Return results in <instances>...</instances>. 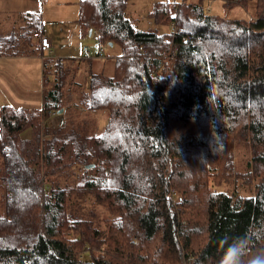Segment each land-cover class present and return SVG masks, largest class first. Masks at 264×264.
I'll use <instances>...</instances> for the list:
<instances>
[{"label": "trees", "instance_id": "obj_1", "mask_svg": "<svg viewBox=\"0 0 264 264\" xmlns=\"http://www.w3.org/2000/svg\"><path fill=\"white\" fill-rule=\"evenodd\" d=\"M211 1H154L148 16L166 33L137 28L129 0L79 1L81 32L121 48L84 95L108 122L100 135L61 124L40 139L44 112L63 110L62 57L42 62L40 107H0V264H227L238 242L244 264L264 253V0H218L247 17L206 13ZM17 19L23 35L0 49L41 51L39 11ZM237 145L250 151L247 194L216 188ZM84 194L107 213L84 211Z\"/></svg>", "mask_w": 264, "mask_h": 264}, {"label": "rangeland", "instance_id": "obj_2", "mask_svg": "<svg viewBox=\"0 0 264 264\" xmlns=\"http://www.w3.org/2000/svg\"><path fill=\"white\" fill-rule=\"evenodd\" d=\"M80 0H0L6 2V7H19L17 11H39L41 15L42 32L50 40L51 48L55 56L71 57L66 59L65 64H62L60 75L61 81V103L63 110L59 109L56 114L48 115L44 112L40 123V139H46L49 135L46 129H51L61 126L65 129H75L82 131L87 135H100L106 123L108 122L109 113L104 109H88L83 102L84 95L89 91L88 83L91 73L102 71L104 76L112 75L115 71V58L120 53L121 48L118 44H102L101 48L104 51L102 57L84 58L85 49L91 55H94L99 49L95 32L92 34L82 33L77 22L78 8ZM157 0H129L126 7V15L130 17L134 25L139 29L156 30L159 33H166L172 30L171 24H157L148 16V11L151 4ZM159 1H181V0H159ZM191 1V0H186ZM194 1V0H193ZM206 4V3H204ZM211 8V10L209 9ZM206 13H217L226 17H247L248 13L242 7H236L231 10L223 9L218 0L209 2L205 6ZM26 24L23 20H19L16 16L3 14L0 12V35H10L9 31L14 32L18 29V34L25 31ZM34 40V39H33ZM41 54L39 51L37 52ZM45 54V53H44ZM42 55V54H41ZM50 57H43L44 59ZM90 59V60H86ZM42 66V65H41ZM101 75V74H100ZM24 79V76H23ZM42 67H41V87L39 80V91L43 85ZM62 111V113H60ZM28 132H23L22 135L27 137ZM49 138V137H48ZM1 157V156H0ZM234 175L216 188L218 190H236L240 194L249 192L250 184L244 182L243 174L247 170V162L250 159V151L244 145H237L232 151ZM77 172H81L80 166L76 167ZM66 173V172H65ZM61 183L65 182L62 179H67L66 182L71 183V176L68 178L60 177ZM3 189V188H2ZM0 190V216L4 215V190ZM86 201H80L84 211L93 209L98 216H103L107 213L105 207L96 204L91 195H83Z\"/></svg>", "mask_w": 264, "mask_h": 264}, {"label": "crops", "instance_id": "obj_3", "mask_svg": "<svg viewBox=\"0 0 264 264\" xmlns=\"http://www.w3.org/2000/svg\"><path fill=\"white\" fill-rule=\"evenodd\" d=\"M64 3L65 0H62ZM79 3V2H78ZM3 7H0V12L3 14H9L11 16H20L21 13L25 11H17L19 7L11 6L6 7V2L2 3ZM211 10V8L209 7ZM28 11V10H27ZM9 34L11 31L9 29L6 33ZM42 36H46L42 32ZM6 34L0 35L2 37L0 42H5L6 39H3ZM39 34L33 33L30 39H38ZM47 37V36H46ZM5 48V46L3 47ZM20 50V49H18ZM50 53L41 55V54H19L6 52L9 50L0 49V107L2 105H13V106H26V107H40L41 106V97H42V88L41 92L39 91V80L41 87V65L43 57H60L55 56L53 49L50 47ZM86 51V49H85ZM62 58H71V57H62ZM24 76V79H23ZM25 132H28L27 137H30L31 130L26 129ZM1 165V162H0ZM2 189V183L0 180V190ZM3 190V189H2ZM0 195L2 193L0 192Z\"/></svg>", "mask_w": 264, "mask_h": 264}, {"label": "clouds", "instance_id": "obj_4", "mask_svg": "<svg viewBox=\"0 0 264 264\" xmlns=\"http://www.w3.org/2000/svg\"><path fill=\"white\" fill-rule=\"evenodd\" d=\"M229 259L227 264H244L243 257L246 255V248L241 246V243L233 244L227 253ZM247 264H264V253L257 255L249 260Z\"/></svg>", "mask_w": 264, "mask_h": 264}, {"label": "built area", "instance_id": "obj_5", "mask_svg": "<svg viewBox=\"0 0 264 264\" xmlns=\"http://www.w3.org/2000/svg\"><path fill=\"white\" fill-rule=\"evenodd\" d=\"M39 36H40V50H41L42 55H43V53H45V54L50 53V51H51L50 50L51 45H50L49 38L46 37V36H42V35H39ZM103 54H104L103 53V49L100 47V49L96 53H94V55H91L89 53V51L86 50L85 51V54H84V57L85 58L102 57ZM46 113L48 115H53L54 116V114H56V111L54 109H48V110H46Z\"/></svg>", "mask_w": 264, "mask_h": 264}, {"label": "water", "instance_id": "obj_6", "mask_svg": "<svg viewBox=\"0 0 264 264\" xmlns=\"http://www.w3.org/2000/svg\"><path fill=\"white\" fill-rule=\"evenodd\" d=\"M90 32H91V31L89 30L88 33L90 34ZM110 45H111V44H110ZM92 165H93V164H88V165H86V167H90V166H92Z\"/></svg>", "mask_w": 264, "mask_h": 264}]
</instances>
